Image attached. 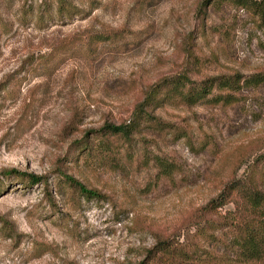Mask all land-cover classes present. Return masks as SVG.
Instances as JSON below:
<instances>
[{"label": "rangeland", "instance_id": "obj_1", "mask_svg": "<svg viewBox=\"0 0 264 264\" xmlns=\"http://www.w3.org/2000/svg\"><path fill=\"white\" fill-rule=\"evenodd\" d=\"M66 1L80 11L0 0V171L47 174L48 184L0 175V264H151L158 241H182L189 214L264 149V83H244L231 101L172 97L153 113L176 135L140 126L113 157L72 143L128 122L163 75L264 72V12L232 0H207L206 12L203 0ZM56 169L106 198L72 202Z\"/></svg>", "mask_w": 264, "mask_h": 264}, {"label": "trees", "instance_id": "obj_2", "mask_svg": "<svg viewBox=\"0 0 264 264\" xmlns=\"http://www.w3.org/2000/svg\"><path fill=\"white\" fill-rule=\"evenodd\" d=\"M232 1L250 8L259 20L262 19L263 9L248 0ZM206 2L203 0L201 4L202 12H206ZM57 10L65 14L80 11L66 0H58ZM123 34L125 29L120 28L105 32L102 38L112 39ZM244 83H264V72L249 75L234 72L207 76L201 80L191 79L181 71L163 75L148 85L143 99L135 104L128 122L104 123L93 130L89 138L76 139L72 145L81 155L98 151L103 157H113L121 147L130 144L132 133L140 126L168 130L176 135L180 127L155 116L154 108L172 97L184 103H196L208 98L231 101ZM253 155L254 160L248 165L246 176L226 182L215 196L189 214L182 226V241L170 244L167 240L158 241V254L151 264H264V149ZM158 161L162 172L168 173V164H163L161 159ZM56 171L70 188L72 202L106 198L100 191L86 187L64 171ZM0 175L13 176L23 184L41 182L45 188L48 187L47 174L5 168ZM228 204L232 207H226ZM220 243L225 244L232 256L223 259L212 253L208 246ZM229 259L236 263L227 261Z\"/></svg>", "mask_w": 264, "mask_h": 264}]
</instances>
